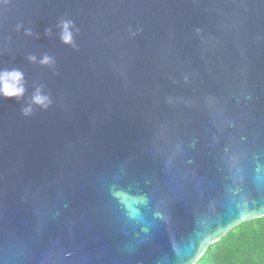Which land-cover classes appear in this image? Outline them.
Listing matches in <instances>:
<instances>
[{
    "label": "water",
    "instance_id": "water-1",
    "mask_svg": "<svg viewBox=\"0 0 264 264\" xmlns=\"http://www.w3.org/2000/svg\"><path fill=\"white\" fill-rule=\"evenodd\" d=\"M5 68L0 264H196L264 217V0H0Z\"/></svg>",
    "mask_w": 264,
    "mask_h": 264
},
{
    "label": "trees",
    "instance_id": "trees-1",
    "mask_svg": "<svg viewBox=\"0 0 264 264\" xmlns=\"http://www.w3.org/2000/svg\"><path fill=\"white\" fill-rule=\"evenodd\" d=\"M263 218L244 222L232 229L220 241L212 244L196 264H257L258 230L264 225ZM264 261V245L261 246Z\"/></svg>",
    "mask_w": 264,
    "mask_h": 264
},
{
    "label": "clouds",
    "instance_id": "clouds-1",
    "mask_svg": "<svg viewBox=\"0 0 264 264\" xmlns=\"http://www.w3.org/2000/svg\"><path fill=\"white\" fill-rule=\"evenodd\" d=\"M72 22L66 21L63 22L61 27L62 31V40L65 43H72L73 42V34L70 31L72 27ZM30 60L35 61V57H29ZM43 64L50 63V59L45 57L42 61ZM26 94V81L24 77V73L17 68L13 69H3L0 70V98L4 99H16L20 100ZM33 102L39 106L44 108L49 107L50 105V98L42 95L40 90H37V93L33 97ZM25 115H30L32 113V108H25L24 110ZM246 219V211L241 213V218L239 220L240 223H243ZM261 224L264 225V220L261 221ZM211 240L210 235H205L202 237L201 241H208ZM257 243L259 245L258 255L253 257V260L257 261V264H264V261L261 260V246L264 245V227H261L258 230L257 236Z\"/></svg>",
    "mask_w": 264,
    "mask_h": 264
}]
</instances>
